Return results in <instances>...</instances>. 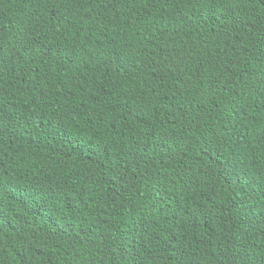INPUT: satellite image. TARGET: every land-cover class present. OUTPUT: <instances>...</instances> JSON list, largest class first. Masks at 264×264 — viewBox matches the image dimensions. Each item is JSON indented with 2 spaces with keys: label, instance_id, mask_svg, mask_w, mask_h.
Returning a JSON list of instances; mask_svg holds the SVG:
<instances>
[{
  "label": "trees",
  "instance_id": "obj_1",
  "mask_svg": "<svg viewBox=\"0 0 264 264\" xmlns=\"http://www.w3.org/2000/svg\"><path fill=\"white\" fill-rule=\"evenodd\" d=\"M0 264H264V0H0Z\"/></svg>",
  "mask_w": 264,
  "mask_h": 264
}]
</instances>
